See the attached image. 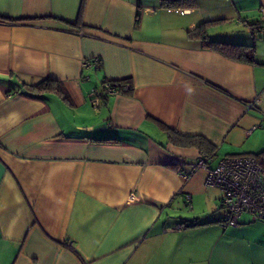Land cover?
Returning a JSON list of instances; mask_svg holds the SVG:
<instances>
[{"label":"crops","instance_id":"1","mask_svg":"<svg viewBox=\"0 0 264 264\" xmlns=\"http://www.w3.org/2000/svg\"><path fill=\"white\" fill-rule=\"evenodd\" d=\"M197 1L0 0V264H264V220L181 175L209 148L264 173V0ZM104 79L131 89L94 106Z\"/></svg>","mask_w":264,"mask_h":264},{"label":"built area","instance_id":"2","mask_svg":"<svg viewBox=\"0 0 264 264\" xmlns=\"http://www.w3.org/2000/svg\"><path fill=\"white\" fill-rule=\"evenodd\" d=\"M259 13L264 16V6L259 8ZM101 63V58L96 56L85 60L82 65L97 70ZM130 89L131 85L126 81L104 79L97 87L90 89V102L96 106L106 97L126 93ZM247 106L251 107L252 104ZM210 160L207 154H199L190 164V171L181 175L188 177L199 168L207 169L206 184L215 186L222 192L221 207L226 211L223 226L238 224L244 212L249 213L253 220H264V173L256 158L250 154L225 156L212 168L208 167ZM190 199L189 194L184 195L186 202ZM177 227L181 225L178 224Z\"/></svg>","mask_w":264,"mask_h":264},{"label":"trees","instance_id":"3","mask_svg":"<svg viewBox=\"0 0 264 264\" xmlns=\"http://www.w3.org/2000/svg\"><path fill=\"white\" fill-rule=\"evenodd\" d=\"M160 4H161V6H163L165 8H196L198 6V1L197 0H160ZM0 18H5L7 20H14L13 18H7V17H0ZM205 25H206V22L200 24L199 26H197L196 28H194L190 32V35L201 37L202 39L208 41L210 44L217 46L218 49H220L222 52H223V46L224 45H231V46H234L235 48H237V47L242 48L243 47V45H233L230 43H223V42L208 39V35L206 34V31H205L206 30ZM259 26L260 25H258V27ZM229 51H231V50H229ZM235 52H236V55L238 58H243L246 60H252V52L251 51L245 53L243 51L240 52V51L235 50ZM108 80H110V79H108ZM122 81H124V80H122ZM51 87L54 88L55 86H53L51 80H49V79H45L44 81H41L40 83H38L37 85L34 86V88H39V89H48ZM190 141L192 143H196L199 146L201 145V143L206 142L201 137L200 138H192V139H190ZM202 149H203V147H202ZM202 151H203V153L207 154L209 156V158L212 159L213 152L210 148H209V150L203 149Z\"/></svg>","mask_w":264,"mask_h":264}]
</instances>
